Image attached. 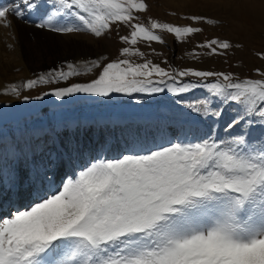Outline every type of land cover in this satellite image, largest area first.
<instances>
[{
	"label": "snow or ice",
	"instance_id": "1",
	"mask_svg": "<svg viewBox=\"0 0 264 264\" xmlns=\"http://www.w3.org/2000/svg\"><path fill=\"white\" fill-rule=\"evenodd\" d=\"M148 11L146 0H13L0 6L5 27L11 26L10 15H33L34 28L59 36L100 39L113 26L130 29L120 37L129 45L119 51L122 59L82 61L83 72L63 62L27 80L25 90L67 85L35 100L63 101L77 94L173 98L171 117L130 133L124 138L126 151L114 159L100 156L113 149L110 136L99 138L112 125L57 121L33 129L36 147H20L27 175L21 178L18 166L12 185L0 187V264H264V78L166 69L144 59L135 46L165 44L159 33L186 43L203 31L137 22L138 14ZM186 18L215 23L204 16ZM195 47L221 56L233 45L213 38ZM96 69L89 82L67 83ZM198 89L206 92L203 98H182ZM5 94L32 99L16 85ZM226 110L233 113L227 121ZM90 130L95 146L84 149ZM36 156L42 158L39 165Z\"/></svg>",
	"mask_w": 264,
	"mask_h": 264
},
{
	"label": "rangeland",
	"instance_id": "2",
	"mask_svg": "<svg viewBox=\"0 0 264 264\" xmlns=\"http://www.w3.org/2000/svg\"><path fill=\"white\" fill-rule=\"evenodd\" d=\"M184 1L181 4L175 0H146V3L149 5V11L147 13L138 14L141 19L137 22L148 23L155 20L157 22H168L178 26L191 25L193 27H200L203 31L189 38L186 43H177L171 34L159 33L165 39V44L161 45L152 43L149 46L147 44L138 43L135 46L145 54L144 59H150L153 63L160 64V66L165 67L166 69L169 67H175L178 69L194 68L197 70L231 72L241 79L264 78L256 75L255 72L256 69L264 72V58H261L262 54H264V0ZM2 2V6H5L9 5L10 0H2ZM192 15L207 17L215 23L208 24L200 22L193 24L190 19L186 18ZM8 20L11 22L10 17H8ZM22 21L23 20H21V22ZM27 21L31 24L33 18L32 20L28 19ZM6 28L9 30L10 35H12V22L11 26ZM129 33L130 29L127 27L113 26V31L107 33L104 38L100 39H96L90 34L63 36L66 38V41L67 39H70V43L65 41L67 44H64V46L62 44V48L67 49V54L71 55V57H65L63 62H72L83 72L84 69L82 67V61L87 62L92 59L107 57L108 60L103 61V63H107L112 60L122 59L124 57L119 55V51L123 47H128L129 45L122 44L120 37L128 35ZM55 36L57 38L58 35L53 34V37ZM30 37V42H37L38 37H36V35H32ZM41 38V42H45V44H47V38L44 36ZM213 38L230 41L233 47L226 50V55L221 56H210L208 55L207 49H197L195 47L197 43H203L205 40ZM55 39H51V41L54 42ZM80 39L89 43V54L87 56L81 54L80 59L77 62L74 54L76 51L84 50L81 49V44H79ZM17 48L14 50L18 51ZM48 48H50L49 45ZM193 52L198 53V57L194 56ZM48 56H51L52 58L53 53L49 51ZM129 59L137 63L144 62V59H141L140 57H129ZM164 61H167L168 63H164ZM63 62H53L52 59H49L48 62L45 63L47 66H44V63L42 62H35L34 64L36 65V70L32 77L23 78L22 73L16 75L18 81H15L12 85H16L21 89L22 96L27 95L32 97V99L24 101L22 98L13 96L11 98L14 99L13 101H3L0 98V138H4L6 140L13 129L19 128L27 130L30 135L27 134L28 137L23 138L21 146L24 144L29 148H32L30 146L33 140L30 142L29 137L32 136L31 129H34V126H40L38 124L50 125L57 121L67 122V120L76 119L82 116L84 118L93 116L98 117L99 119H105L112 116H119L123 119H127L129 117L134 119L136 118L135 116L140 118L152 117L164 122L172 115L169 110V105L171 104L173 98L167 94H157L152 97H142L141 94H134V97L122 96L121 94V96H117L116 94H113L108 98H97L84 94H77L73 97L65 98L63 101H58L51 96H46L43 100L37 101L34 99L35 96L43 95L44 92H49L55 88L67 85L64 83L49 84L39 85L32 90L23 89V84L27 80L35 79L39 73L56 68L58 65H62ZM99 71L100 69H96L94 73L90 74L87 78H84L85 75L73 77L67 83L89 82L91 79L96 78ZM10 88L11 86H9V89ZM205 95L206 92L204 90L198 89L184 95L182 98L186 100H196L198 98H203ZM137 99H140L141 102L137 103ZM234 107H236V105H229V108ZM232 114L233 113L226 110L224 120H229ZM112 119L113 118H111V120ZM148 126L152 125L149 124ZM12 132L14 133L11 134V137L13 139H15V137L18 138L17 135L19 132H16L15 130ZM20 134L21 133H19V136L21 137L22 134ZM255 134H258V131ZM88 139L90 140L89 146L91 148L94 147L92 144L93 139L91 131L88 135ZM10 140L11 139L8 138V141L14 146L12 149L8 148V150L16 157L18 156L20 158L21 152L16 147V140ZM6 148V145H4L0 147V150H5ZM17 151H19L20 155L17 154ZM6 152L7 150H5L4 154L8 153ZM3 156L0 157V185H3V187H10L12 185L11 182H13L12 180L15 178H13L11 182L10 179L16 175V172H12V168L16 164V161L13 158H6V156H4V158ZM119 156L120 155L117 157H105L108 159H114ZM18 157L16 160L19 159ZM37 162V165L40 164L39 160H37ZM31 164L32 162L29 163V165ZM19 175L23 178L27 175V172H20ZM8 178L10 179L7 180Z\"/></svg>",
	"mask_w": 264,
	"mask_h": 264
},
{
	"label": "bare ground",
	"instance_id": "3",
	"mask_svg": "<svg viewBox=\"0 0 264 264\" xmlns=\"http://www.w3.org/2000/svg\"><path fill=\"white\" fill-rule=\"evenodd\" d=\"M172 1H174V0H172ZM175 1L182 4V2L184 0H175ZM2 5H3V2H2V0H0V6H2ZM9 17H10V20L12 22V28H11L12 35H10L9 30L4 26V24L0 23V98L3 101H5V100L13 101L14 100V99H11L13 97L12 95H7L5 93L10 90L9 86H12V83H14L15 81H18L16 75H18L19 73L23 74V78L24 77H32L34 75V72L36 70V65L34 64L35 62H42V63H44L43 64L44 66H47V65H45V63L48 62L49 59H52L53 62H63L65 57L66 58L69 56L71 57V55L67 54V49L62 48V44L64 46V44H67L66 42L67 41L69 42L70 39H67V41H66L65 37L59 36V35L57 36V38H56V36L53 37V34L45 32V31L37 30L36 28H34L32 26V24H29L25 21L21 22V20H19L18 18L14 17V16H11V15ZM32 35H36V37H38L37 42H35V43L30 42L31 41L30 36H32ZM42 36L47 38V41H46L47 44H45V42H43V43L41 42ZM67 38H69V37H67ZM51 39L52 40L55 39L54 42L51 41ZM79 44H81L80 45L81 49H84V50L76 51V53L74 54L75 60H77V62L79 61L81 54H83L84 56H87L89 54L88 53V49H89L88 44L89 43H86L85 40L80 39ZM48 45L50 46V48H48ZM17 47H19V48H17ZM16 48L18 49V51L14 50ZM49 51H51L53 53L52 58H51V56L50 57L48 56ZM38 70H40V69H38ZM89 75L90 74L85 75L84 78L89 77ZM116 95L119 96L120 94H116ZM6 102H8V101H6ZM74 121L90 122V118L79 117V118H76ZM74 121L68 120L66 123H71ZM110 121L112 123L111 125L114 127L110 128L111 130H110L109 135L113 134V137L118 138V136H119L118 130L120 129V125H125V124H122L121 120L119 118L112 119ZM91 122H102V121H100L98 119H94ZM118 124H120V125H118ZM38 125H40V124H38ZM132 127L135 129L137 128L134 126H132ZM35 128H40V126H35ZM140 128H146V127L141 126ZM90 131L85 134V137L83 139L84 149L91 148L89 146L90 140L88 139V135H89ZM30 133H31V131H30ZM26 134L30 135L29 133H26ZM25 137H28V136H25ZM1 139L2 138H0V140ZM10 139H11L10 141H15V139H13L11 136H10ZM101 139H103V138H101ZM32 140H33L32 136L29 137V141L31 142ZM116 143L117 144L114 147V149L115 150L118 149V151H120L118 153L126 151L124 146L122 148L121 145H119L118 140L116 141ZM94 146H95V144H94ZM30 147L35 148L36 147V141L33 140ZM17 148L20 151V147L18 146ZM5 150H7V152H8V153L6 152L7 154H4ZM5 150H3V149L0 150V156L4 155V156H6V158H11V159L13 158L16 161V164L12 168V170H13L12 172H16V174H17L18 166H19V171L25 170L24 163L22 162V158L20 157L19 159L16 160L17 157L14 154H12V152L9 151L8 148H6ZM34 159H35L34 160L35 164H37L36 160H39L40 164L43 162L42 158L40 156H36ZM87 159H88L87 151H85V162L87 161ZM31 162H33L32 158L29 159L28 163H31ZM13 178H14V176L10 179V181Z\"/></svg>",
	"mask_w": 264,
	"mask_h": 264
}]
</instances>
